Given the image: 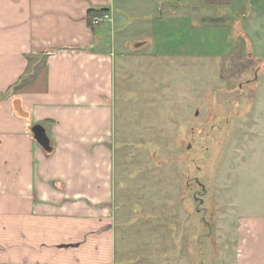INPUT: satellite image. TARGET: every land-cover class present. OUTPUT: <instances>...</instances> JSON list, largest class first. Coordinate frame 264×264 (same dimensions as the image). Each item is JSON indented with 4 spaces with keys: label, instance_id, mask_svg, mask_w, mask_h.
Masks as SVG:
<instances>
[{
    "label": "rangeland",
    "instance_id": "obj_1",
    "mask_svg": "<svg viewBox=\"0 0 264 264\" xmlns=\"http://www.w3.org/2000/svg\"><path fill=\"white\" fill-rule=\"evenodd\" d=\"M230 1L117 2L115 264H234L264 211V0Z\"/></svg>",
    "mask_w": 264,
    "mask_h": 264
},
{
    "label": "crops",
    "instance_id": "obj_2",
    "mask_svg": "<svg viewBox=\"0 0 264 264\" xmlns=\"http://www.w3.org/2000/svg\"><path fill=\"white\" fill-rule=\"evenodd\" d=\"M118 1L0 0V264H115ZM92 9L110 22L89 27ZM238 223L234 264H264V211Z\"/></svg>",
    "mask_w": 264,
    "mask_h": 264
},
{
    "label": "water",
    "instance_id": "obj_3",
    "mask_svg": "<svg viewBox=\"0 0 264 264\" xmlns=\"http://www.w3.org/2000/svg\"><path fill=\"white\" fill-rule=\"evenodd\" d=\"M31 132L33 135V138L36 140V142L45 150L49 151V140L48 137L45 134V130L40 125H35L31 128Z\"/></svg>",
    "mask_w": 264,
    "mask_h": 264
},
{
    "label": "trees",
    "instance_id": "obj_4",
    "mask_svg": "<svg viewBox=\"0 0 264 264\" xmlns=\"http://www.w3.org/2000/svg\"><path fill=\"white\" fill-rule=\"evenodd\" d=\"M106 13H108V10L107 9H92V10H89L87 12V24H88V26L92 28L93 27L92 21L96 17L103 16ZM49 146H50V143H49ZM49 148H50L49 151H46L48 153H50L51 150H52V147L51 146Z\"/></svg>",
    "mask_w": 264,
    "mask_h": 264
},
{
    "label": "built area",
    "instance_id": "obj_5",
    "mask_svg": "<svg viewBox=\"0 0 264 264\" xmlns=\"http://www.w3.org/2000/svg\"><path fill=\"white\" fill-rule=\"evenodd\" d=\"M111 20L110 16L108 13L104 14L103 16L100 17H96L93 21H92V25L96 26V25H100L102 23L105 22H109Z\"/></svg>",
    "mask_w": 264,
    "mask_h": 264
}]
</instances>
